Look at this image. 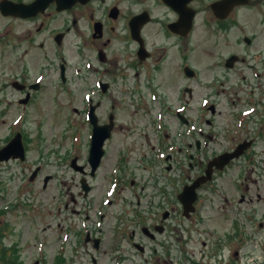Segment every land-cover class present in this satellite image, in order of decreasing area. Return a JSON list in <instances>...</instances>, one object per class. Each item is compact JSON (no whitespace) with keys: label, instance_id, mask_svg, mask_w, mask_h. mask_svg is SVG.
<instances>
[{"label":"flooded vegetation","instance_id":"flooded-vegetation-1","mask_svg":"<svg viewBox=\"0 0 264 264\" xmlns=\"http://www.w3.org/2000/svg\"><path fill=\"white\" fill-rule=\"evenodd\" d=\"M200 31L230 51L219 53V61H189ZM17 45L23 52L14 58ZM68 45L88 71L82 82L74 77V95L84 91L87 97L88 128L86 164H79L80 144H74V188L82 189L86 179L89 190L82 191L88 199L104 187L92 182L109 170L103 171V163L120 127L117 101L106 105V100L137 97L133 109L126 108L135 118L120 128L127 131L124 143L135 133L145 139V144L131 139L119 151L103 200L90 197L81 213L72 195L74 215L82 217L74 223V264L83 250L93 264L99 261L90 252L102 255L105 264H178L177 255L186 259L181 264H235V242L245 238L242 248H248L264 230V0H0V58L11 57L10 66L19 61L18 71L0 83L1 111L15 105L16 93L21 108L0 151L21 134L26 154L0 161V168L30 172L29 136L14 127L29 122L27 110L38 104L52 71L61 87L68 84V64H62ZM36 47L40 54L33 53ZM207 113L223 119L214 122ZM173 120L182 124L176 139L169 132ZM104 126H112L111 134L93 171L89 152L101 133L96 128ZM241 144V153L226 161ZM37 167L33 182L43 173L44 166ZM202 177L209 180L192 189ZM52 180L53 175L43 177L44 190ZM207 212L213 213V230L204 226ZM201 231V257L191 261L190 237ZM17 247L11 245V254Z\"/></svg>","mask_w":264,"mask_h":264},{"label":"rangeland","instance_id":"rangeland-1","mask_svg":"<svg viewBox=\"0 0 264 264\" xmlns=\"http://www.w3.org/2000/svg\"><path fill=\"white\" fill-rule=\"evenodd\" d=\"M195 35L197 38H195V44L191 45L189 61H203L202 63L204 61H219V53L225 55V53L230 51V49H226L222 45H216L206 32L200 31ZM16 44H18L17 41ZM64 47L62 49L63 56L67 58L69 66L68 84L66 87H61L56 78V71H52L50 73L51 77L45 82L46 89L39 95L38 104L27 110L29 122L25 125L21 123L19 127H14V129L21 127L29 136L30 152L28 165L30 166V172L26 171L24 175L15 174L12 172H16V167L11 171L3 167L0 168V264H74V244L76 242L74 238V223H80L79 219H82V217L74 215V203L71 201L72 195H75L78 200L77 209L81 213H85L86 208H82L80 205L87 204L90 197L103 200L110 181L107 178L108 172L112 169L114 161L124 144L130 142L131 139L139 144H145V139L138 133H135L133 138H128L124 143L126 138L124 133L127 131L120 128L121 126H126L124 124L130 122L131 118H135L134 115L127 116L126 108L133 109L132 105L136 104L138 98L116 97L114 99L110 98V102L106 100V105L113 104L114 100L117 101L116 108H119V110L116 116L120 127L116 131L115 140L110 144L109 153L103 163V171L109 170L103 175L101 170L99 177L92 182L97 186L103 183L104 187L103 189L95 190L93 196H88V199L83 197L84 192L81 188H74L72 179L75 174L73 169L69 167V163L74 158L72 157L74 156V139L77 138V135L80 144L77 152L80 160L79 164H86L88 149V128L84 110L87 101L83 97L84 91L80 95H74V77L82 82L83 79H86L88 71L84 66V61H76V58H74V49L69 45ZM7 52L8 50H6V54ZM22 52L23 47L17 45V48L14 49V58L20 57ZM211 52H213V55ZM33 53L40 54L41 52L36 47L33 49ZM8 59L0 58V83L9 80V72L15 73L18 71L19 61H15L14 65L10 66L7 62L9 61ZM38 62L42 66L47 61ZM74 63H80L76 67L77 70H82L79 76L75 74L77 72L74 71ZM30 65L32 66V64ZM10 90L8 88L5 91V95L2 96L4 102L10 99L7 93ZM167 90L173 91L170 87ZM54 94H57V96L54 97ZM19 96V93L14 95L15 105L8 112L1 111L3 105H0V146L10 137L13 131L12 127L15 125L14 123L11 126L12 122L21 117V108L17 104ZM74 108L77 109L76 112ZM161 108V105H157V110L160 111ZM101 114L105 116L106 112L101 111ZM140 116L141 114L139 113L138 117ZM196 117L197 114L192 112L191 119L195 120ZM206 117L213 119L214 122H221L223 119V116H212L209 113H207ZM181 125L173 120V127L169 132L175 137L174 139L177 138V132L181 130ZM155 140V137L151 138L150 146L153 145ZM137 150L140 149L133 147L134 152ZM140 151L141 154L147 153V151H143V148ZM38 165L44 166L43 173L39 180L30 182V173ZM45 175H53L54 180L44 190L43 177ZM207 213L208 216L207 220L204 219L206 223L204 226L208 230H213L216 227L212 219L213 213ZM251 227L253 230L256 229V225H251ZM247 229L250 232V228L248 227ZM252 232L255 233L256 231ZM263 236L264 231L257 235L260 238ZM190 238V249L195 253L191 261H197L200 259V254L203 250L201 242L204 240V233L203 231L192 233ZM242 240L246 239L243 238ZM242 240L238 241V243L241 244ZM255 242L256 240L252 243ZM12 244L18 245L13 254L10 252ZM239 244L235 242V249H238ZM249 247H252L250 249L252 252L250 250H245L244 252L238 249L240 253L239 260L244 262V259H242L243 254L249 256L250 253L254 254L255 259L262 258L260 247H256V244H249ZM85 252L83 250L82 255L76 258L78 260L76 264H81L80 261L86 262L87 259V264H93L90 260V255H86ZM61 253L63 255H60ZM90 253L98 258L99 264H105L102 255L101 258L99 254ZM185 260L183 255H177L174 262L181 264ZM212 263H216V261L213 260Z\"/></svg>","mask_w":264,"mask_h":264},{"label":"water","instance_id":"water-1","mask_svg":"<svg viewBox=\"0 0 264 264\" xmlns=\"http://www.w3.org/2000/svg\"><path fill=\"white\" fill-rule=\"evenodd\" d=\"M67 4V3H64ZM72 4V3H71ZM188 27H187V32H189L191 30L192 27V20L190 21V23H188ZM134 37H136V34H134ZM111 128L112 126H104V127H97V131L101 130L100 135H98V133L95 135L93 144H92V148L90 151V156H89V162L91 163L92 167H93V171L96 170V168L99 166L102 156L104 154V142L107 138L110 137V132H111ZM241 153L240 148L235 150V154L229 155L227 156L229 160L232 157H237L239 154ZM11 156L15 157V158H21L24 159V152H23V147L21 146V142L19 139V136L17 139L13 140L9 145H7L5 148H3L0 151V161L3 160H8ZM218 160H214L211 164V168L214 165H217ZM73 167H74V162H73ZM79 170L82 168H78ZM208 178L203 177L201 179H199L198 181H196V183L193 185L192 189L198 187L202 182H204L205 180H207ZM82 188L85 192H88L89 188L86 184V180H82Z\"/></svg>","mask_w":264,"mask_h":264}]
</instances>
